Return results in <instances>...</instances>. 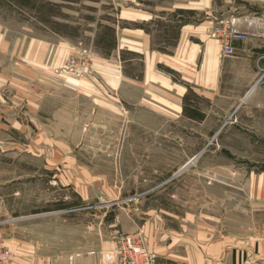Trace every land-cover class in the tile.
I'll return each instance as SVG.
<instances>
[{
    "label": "rangeland",
    "instance_id": "1",
    "mask_svg": "<svg viewBox=\"0 0 264 264\" xmlns=\"http://www.w3.org/2000/svg\"><path fill=\"white\" fill-rule=\"evenodd\" d=\"M110 1L0 0V104L4 97L5 104L27 102L26 87L33 103L36 96L47 100L43 111L28 112L27 118L21 113L25 105L21 108L25 124L39 115L47 119L43 126L27 127L29 133L19 124L6 125V110H0L5 124L0 126V237L10 247L7 240L28 234L30 241L39 239L43 254H51L83 246L84 233L95 235L101 228L90 239L94 247L100 237L112 243L120 233L138 231L124 232L114 218H147L146 210L161 207L180 216L210 215L222 230L263 240L264 111L253 118L242 112L240 130L246 131L225 130L222 142L181 143L174 139L181 135L179 128L140 125L147 119L139 113L133 119L127 106L121 112L110 101L100 103L98 88L90 91L86 84L95 51L105 54L113 48L114 31L100 25L116 16ZM33 39L70 42L64 62L50 71L53 75L33 73L26 65ZM84 50L89 59L82 74L69 73L70 54ZM123 86L125 98L132 100V84ZM247 132L262 141L249 140ZM170 135L172 139L165 137ZM48 136L60 143L40 142ZM57 147L60 158L51 157L50 149ZM196 152L200 155L190 160ZM73 187L83 189L86 199ZM13 251L17 264L39 263L32 254Z\"/></svg>",
    "mask_w": 264,
    "mask_h": 264
},
{
    "label": "crops",
    "instance_id": "2",
    "mask_svg": "<svg viewBox=\"0 0 264 264\" xmlns=\"http://www.w3.org/2000/svg\"><path fill=\"white\" fill-rule=\"evenodd\" d=\"M109 3L117 10L116 16L112 21H101L100 25L114 31L113 48L105 54L95 51L92 72L87 76L91 82L86 84L90 91L98 88L102 96L100 103L110 101L121 112L127 106L126 111L131 112L133 119L140 116L147 119L142 120L144 123L140 120V125L179 128L181 135L174 139L181 143L220 142L225 130L246 131L240 130L245 125L242 112H249V118H253L256 111H264V0H111ZM227 24L245 34V38L233 40L235 53L231 55L222 53L214 35ZM56 41L29 42L25 63L33 73L35 70L38 74H52L51 70L64 62L70 42ZM126 83L133 86L132 100L125 98L128 97L123 86ZM23 93V101L27 102L5 104L4 97L0 110H6V125L7 122L19 124L29 133L27 127L43 126L45 117L35 116L25 124L20 116L21 108L25 105L21 113L27 118L28 112L43 111L40 107L47 100L36 96L33 103L29 87ZM247 135L249 140L262 141L248 132ZM165 137L172 139L171 135ZM40 142L60 143L50 136ZM58 148L50 149L51 157L57 154L60 158ZM226 153L234 155L230 151ZM199 155L196 152L189 158L194 160ZM65 156L64 152L62 158ZM83 181L82 188L86 185ZM73 189L86 199L83 189ZM168 211L157 207L145 211L147 218H114L112 222L124 232L140 230L148 248L157 254L156 264H248L264 259V239H245L222 230L210 215L189 212L180 216ZM164 214L175 218H165ZM97 230L95 235L90 230L84 233L83 246L58 249L61 253L53 250L51 254H43L39 239L30 241L26 239L28 234L7 243L21 254H32L38 264H47L49 256L52 264L64 260L67 264H105L103 251L114 242H108L105 235L93 247L90 239H96L102 232L101 228Z\"/></svg>",
    "mask_w": 264,
    "mask_h": 264
},
{
    "label": "built area",
    "instance_id": "3",
    "mask_svg": "<svg viewBox=\"0 0 264 264\" xmlns=\"http://www.w3.org/2000/svg\"><path fill=\"white\" fill-rule=\"evenodd\" d=\"M224 55L235 53L234 39H243L245 34L234 25L227 24L214 32ZM77 52L70 54L65 69L76 76L82 74V66L87 65L89 52ZM91 56V55H90ZM117 232H119L117 230ZM102 259L105 264H156L157 254L151 251L141 231L135 233H120L116 237L113 246L103 251ZM0 264H17L15 253L0 237ZM248 264H264V259H259Z\"/></svg>",
    "mask_w": 264,
    "mask_h": 264
},
{
    "label": "trees",
    "instance_id": "4",
    "mask_svg": "<svg viewBox=\"0 0 264 264\" xmlns=\"http://www.w3.org/2000/svg\"><path fill=\"white\" fill-rule=\"evenodd\" d=\"M162 207L163 208H168V206H166V204H162Z\"/></svg>",
    "mask_w": 264,
    "mask_h": 264
}]
</instances>
